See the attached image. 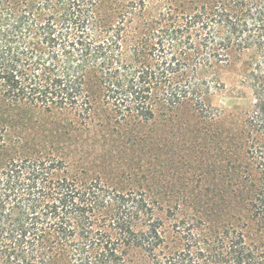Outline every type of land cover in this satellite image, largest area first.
<instances>
[{"label": "trees", "instance_id": "obj_1", "mask_svg": "<svg viewBox=\"0 0 264 264\" xmlns=\"http://www.w3.org/2000/svg\"><path fill=\"white\" fill-rule=\"evenodd\" d=\"M238 62V193L163 203L67 160L74 120L144 143L186 109L215 134ZM0 264H264V0H0Z\"/></svg>", "mask_w": 264, "mask_h": 264}, {"label": "rangeland", "instance_id": "obj_2", "mask_svg": "<svg viewBox=\"0 0 264 264\" xmlns=\"http://www.w3.org/2000/svg\"><path fill=\"white\" fill-rule=\"evenodd\" d=\"M241 66L238 62L225 70V89L212 99L224 110L220 130L216 128L215 134L186 109L180 111L176 123L156 122L140 129L141 134L149 135L144 143L121 138L105 141L100 139L105 129L99 133L96 127L85 130L74 120L68 140L73 156L67 160L73 166L85 167L89 177L99 174L108 182L130 180L133 185H143L149 192L159 194L163 203H173L176 197L172 194L179 192L238 193L243 167L248 166L255 174L241 149L227 147L224 139L227 132H239L243 111L252 104L248 89H244V95L232 90L241 88L237 82ZM103 116L102 113L100 118ZM62 117H66L62 120L65 122L74 118L71 114ZM104 151L114 157L100 156Z\"/></svg>", "mask_w": 264, "mask_h": 264}]
</instances>
